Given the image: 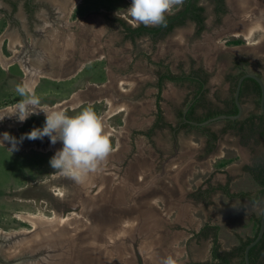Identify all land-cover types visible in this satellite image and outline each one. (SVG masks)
<instances>
[{
	"label": "rangeland",
	"instance_id": "obj_1",
	"mask_svg": "<svg viewBox=\"0 0 264 264\" xmlns=\"http://www.w3.org/2000/svg\"><path fill=\"white\" fill-rule=\"evenodd\" d=\"M131 2L84 0L75 13L63 17L69 22V30L41 35L37 33L34 35L35 41L31 43L46 44L45 40H51L54 36L60 44H76L74 47L77 49L79 44H111L113 47H117L116 44H136V54L139 52L140 55L138 62L129 67L132 59L129 57L123 66L124 70L133 68L131 73L134 78L122 86L135 91L130 93L128 90L130 99L127 102H138H134L135 111L129 106L120 114L115 113L121 106L128 105L112 106L109 98L107 103L100 104L95 99L98 96L89 94L101 90V85L108 84L110 75L123 70L117 64V58L111 56V62L91 58L87 60L88 63L82 61L76 66L68 58L65 61L67 64H64L66 73L41 77L32 85L22 63L8 68L10 56L21 48V44H26L23 37L31 35V31L26 25L21 34L16 33L19 29H12L11 35H7L11 40L3 42L6 22L0 20V109L16 105L21 99L15 91L16 86L27 84L41 98L42 104L52 107L55 103H61L62 110L70 116L78 114L85 107L93 108L105 121V131L109 133L116 149L98 172L90 174L83 184H77L51 167L50 159L56 151L43 153L29 148L12 151L0 147V245L3 254L5 242L1 235L30 230L35 225L34 220L54 222L69 231L83 227L95 211H90V208L87 210L84 200L102 194L107 186L110 191L114 187L124 186L122 194L127 200L136 192L132 199L151 207L158 221L155 233L137 240L132 246V256L130 253L124 255L132 259L116 258V264H139V257L142 264H162L169 255L176 258L178 264L209 260L212 238L202 239L194 235L206 223L219 226V240L223 249L235 246L238 235L245 238L254 234L255 218L261 215V205L248 199L229 197L221 190H213L208 194L203 192L208 191L211 185L226 183L230 184L232 192H257L259 185L244 170V166L252 164L264 152L262 143L256 144L252 139L243 140L236 130L228 126L226 120H217L204 126L208 133L202 127L191 126L183 127L176 136L168 126L154 130L152 136H148L146 130L150 120L152 127L156 117L158 75L167 69L177 75L191 72L192 67L203 65L202 56L206 54L209 64L205 68L211 73L210 86L216 89V95L224 97L230 95L224 74L234 58L252 56V63L247 69L260 73L264 79V0H228L229 12L222 24L217 22L213 4L209 0H201L206 7L208 25L199 38L195 37V25L188 23L164 37H142L135 43L124 41L120 26L112 21L118 16L127 15ZM21 12L23 14L16 18L27 24L26 14ZM106 12L110 14L111 22L104 17L103 13ZM240 19L245 22L243 27L235 26L234 22ZM252 25L256 28L255 32L250 39H246L245 34ZM234 40H240V45H234ZM201 42L207 43V47L199 44ZM210 42L217 44L218 51L208 49ZM79 52L76 50V58ZM148 53H151V63L148 62ZM149 80L151 114L146 113L144 119L143 98L136 94L141 93L143 84ZM194 92V84L188 82L164 83L161 105L168 123L177 125L180 122V113L185 111ZM219 101L212 99L216 107L221 106ZM244 107L245 112H248L254 108V102L247 99ZM123 117L134 119L133 124V120H127V126L139 121L141 130L134 133L136 143L134 141L131 144L130 128H126L121 120ZM45 120L42 116L33 115L26 120V127L21 130L30 132L36 128V123L44 125ZM210 133L218 135L214 148H210L208 143ZM127 178L131 183L127 182ZM120 216L119 224L123 228L137 221V213ZM10 252L15 255L9 259L6 253L4 258L13 261L20 255L21 246H15Z\"/></svg>",
	"mask_w": 264,
	"mask_h": 264
},
{
	"label": "flooded vegetation",
	"instance_id": "obj_2",
	"mask_svg": "<svg viewBox=\"0 0 264 264\" xmlns=\"http://www.w3.org/2000/svg\"><path fill=\"white\" fill-rule=\"evenodd\" d=\"M82 1L84 0H0V16L3 17V19H5V22H6L5 27L8 29H13V30L19 29L24 32V29H25L24 25H26L28 26L30 31L34 33V35H36L37 33L41 35V34H44L45 32L47 33L60 32V31L63 32V31L69 30L68 25H67V23L69 22L65 21L63 17L71 16L73 13H75L78 5L81 4ZM225 1H226V6H227V12L224 15H222L221 18H218L214 10L216 19H218L217 22L221 24L223 23L224 18H226L229 12L228 0H225ZM213 9H214V6H213ZM21 11H23L26 14L27 24L22 23L21 19L16 18L17 16L23 14ZM103 15L105 18H107V21L111 22V20L109 19L110 18L109 13L106 12V13H103ZM121 17L122 16H118L117 18H120L123 22L127 24V26L133 27V25L129 24L127 20L122 19ZM114 23L120 26L123 32L122 38L124 39V41L128 40V41H131L132 43L136 42V41L133 42L130 38H126L127 31L125 30L122 24H120L119 22H114ZM188 23H193L195 25V28H196L195 37L199 38L207 29L208 18L206 16V19H205L206 29L200 35H197L196 33L197 24L192 20L188 21L186 25H188ZM140 25L141 24H138L135 27H138ZM147 36L151 38V35H147V34L139 38L147 37ZM45 42L46 44H42V43L41 44H21V48L16 50L13 56H10L11 58L8 60V68L10 69L11 66L22 63L23 68H24L23 70H25V75H27V77L30 79L31 84L35 85L33 83H35V81L37 80H40L39 78L41 77H48L50 75L59 76L61 75V73H66L65 71H67V69L64 68V64H65V61L69 59H71L72 65L76 66L79 62H82V61H83L82 63L84 62L88 63L87 60L88 59L90 60L91 58L95 60H99V61L106 59V61L111 62L110 58L111 56H113L117 58V62H119L117 64H119V67L123 69V66L125 65V63L129 61V57L132 58L131 63L128 64L129 67L130 65L135 64V62H138L139 57H140L139 52L136 54V48H135L136 44H116L117 47L115 46L113 47V45L111 44H79L78 45L79 49H77L76 47H74L76 46V44H60L59 39L54 36H53V39L48 40V41L45 40ZM199 44H204L207 47V43L205 44L201 42ZM234 45L237 46L240 44H234ZM208 46H209L208 48L209 50L214 48L216 51H218L217 44H213V42L211 44L210 42ZM125 47L128 51L125 49ZM76 50L80 51L78 58L75 57ZM204 55L205 56H202L204 60L203 65L198 66V67L194 66L190 70L192 71L193 69H196L199 71L200 69H203L206 73H208V79H207L206 85L203 90L204 94H202L203 95L202 98L204 99V101L202 102L204 103L197 107V111L203 110L207 106L208 107L214 106V103L212 102L213 98L220 99L219 102L221 106L218 104L219 107L228 111L232 104L230 103V101L235 98V91H236V88L233 89L234 85H233L232 78L240 72L244 73L242 76H244L247 73H253L247 69L249 64L252 63L253 57L251 56V58L250 57L247 58L244 56V57L234 58L231 66L227 68V70L225 71L226 74H224L225 81L228 85V88H227L228 94H230L229 96L224 97V96H220V94L216 95L215 94L216 89L210 86L211 73L210 71L206 70V68L208 67L209 61L206 58L207 57L206 54ZM148 62L151 63V53H148ZM61 63H63V65H61ZM129 67L127 68V70L123 69L121 71H118V73H113L112 76L110 75L108 84L101 85V90H98L99 93L98 91L89 93V94H95L96 96H98V97H95V99H96V102H99L100 104L102 102L107 103V100L109 98L111 100L112 106L113 105L115 106L117 104L128 105V106H121L120 109H118L117 113L115 114H120L121 112L126 111L129 106L130 107L132 106V109L134 111L136 110L134 102H138L137 100L132 101V103L127 102V100L130 99V97L128 96V92L130 91V93H135V91L132 89L130 90L126 89L125 87L122 86L123 84H129L128 81L132 80L131 78H134L131 73L133 68H129ZM234 71H237V72H234ZM189 73L190 72L188 73L185 72L183 74H189ZM254 74H257L263 79L260 73L257 72ZM178 75H181V74H178ZM149 82L150 80L147 81L145 84H143L141 93L136 94L137 97L141 96L143 98L142 109L145 112V114L143 115L144 119H146L145 117L146 113L151 114V101H150L151 100V87H150ZM166 82L168 81H165L164 83ZM163 89H164V85H163ZM223 92H225V90H223ZM100 94L102 95L101 97H99ZM157 94H156V100H157ZM161 95L163 99V90H162ZM146 97L148 98L146 99ZM240 97H241V103L243 104V109H244L243 114L246 113L247 115L250 113L259 112L261 110L259 106L257 105L256 101L254 100L255 93L252 87L248 88V90L245 91L242 96L240 95ZM247 99H250L252 102H254V108H252V110L248 112L246 110L245 112L244 105L246 104ZM193 100H194V96L190 102H192ZM161 101H160V106L162 108ZM61 105H62L61 103H55L52 107L51 106L47 107L44 104H42V106L47 107L49 109H53V110H62ZM156 105H157V102H156ZM14 107L15 105L14 106L12 105V106H7L4 109H0V115L5 114L4 110L12 109ZM188 108L189 106L186 107V109ZM162 111H163V116L165 117L163 108H162ZM35 116L36 117L42 116L44 117V119H46V115L43 112ZM150 117L151 116L149 115V118ZM132 118H135V116H132ZM121 120L125 123L126 128L128 129L130 128L128 133H129L130 140L132 142L131 144H133L134 141L136 143L134 133H137V131L141 130V128L139 127V123H138L139 121L135 123L134 125H132L134 123V119H131L130 117L129 118L123 117ZM127 120L128 121L133 120L131 122L132 124L130 123V125L127 126L128 125L126 123ZM156 120H157V112H156V117H155L152 127H151V120H150V126L148 130H146V132H148L147 134L148 136L151 135V128H154V124ZM165 121L167 122L166 117H165ZM25 123L26 121L19 122L15 116L6 115L3 120H0V138H2L5 132H8L12 136L16 137L17 141H19L20 137H22L25 133L29 132L27 131V129H25L24 131H22L23 129L21 130V128L26 127ZM36 124H37L36 128H42L44 126V125H40L39 123H36ZM165 126H168L174 132L175 136L178 134V131L180 129H182L183 127H187L181 115H180V122L177 125L168 123V125H165ZM158 128H161V127H155L153 130H156ZM0 147L11 150L12 144L9 141H5L4 144L0 143ZM52 147L62 148L63 144L62 142L58 141L55 145H52L50 142V138L46 136L43 138V140L24 139L21 143H18L17 148L15 150H19V151L24 150L22 148H27L26 150H28L29 148V149H33V150L35 149V150L41 151L43 153H48L50 151L52 152L56 151ZM127 182L131 183V180L127 178ZM1 248H2V245H0V264H21V261H22L21 259H14L13 261L6 260L4 258L5 257L4 254L1 251ZM138 263L142 264L140 257H139Z\"/></svg>",
	"mask_w": 264,
	"mask_h": 264
},
{
	"label": "water",
	"instance_id": "obj_3",
	"mask_svg": "<svg viewBox=\"0 0 264 264\" xmlns=\"http://www.w3.org/2000/svg\"><path fill=\"white\" fill-rule=\"evenodd\" d=\"M246 78H253L259 83L260 108L264 113V80L257 74L247 73L239 79L236 87L234 98L238 107L236 114H220L205 121L190 120L186 117V121L195 126H206L217 120L241 118L244 109L240 95ZM124 188L118 186L110 191V187L107 186L102 194L85 199L84 206L88 207L87 210L90 208V211H95L91 214L90 221L79 229L69 231L57 223L37 219L34 220L35 225L30 230L3 233L1 237L5 242V254L7 253L8 258L11 259L15 255L14 252H10L12 248L21 246V253L16 258L22 260L21 264H116V258L130 261L132 258L124 255L130 253L132 256L134 254L132 246L137 240H143L154 234L158 221L151 207L132 199L136 192H133L128 198L130 200H127L122 194ZM124 213H137V221L123 228L119 222L120 214ZM263 235L264 211L257 237L246 246V264H251L250 250Z\"/></svg>",
	"mask_w": 264,
	"mask_h": 264
},
{
	"label": "trees",
	"instance_id": "obj_4",
	"mask_svg": "<svg viewBox=\"0 0 264 264\" xmlns=\"http://www.w3.org/2000/svg\"><path fill=\"white\" fill-rule=\"evenodd\" d=\"M213 6L214 10L218 16L221 18L227 12V6L225 0H209ZM206 7L202 4L201 0H184V4L179 8L174 14H167L166 21L167 26H144L141 24L138 27L127 26L120 18L113 19L114 22H119L122 24L127 31L126 38H130L133 42L137 38L143 35H151L152 39H157L159 37H164L173 33L177 28L183 27L188 21L192 20L197 24V35H200L205 29V19H206ZM234 44H240V40H234ZM243 72L236 74L233 78V85L236 88L239 79L243 75ZM208 79V73L203 69L199 71L193 69L189 74L176 75L172 73L169 69L165 72L159 74L158 79V94H157V120L154 124L155 127H163L168 125L163 116V111L160 106V101L162 100V90L165 81H172L175 83H191L195 86L194 100L189 102L187 105L189 109L186 113L182 112L181 116L185 121V125L191 127H197L189 124L186 121V117L190 120L195 121H205L211 117L218 116L220 114H236L238 112V107L235 100L230 101L231 107L228 111L216 106H207L204 108L206 112L203 114L197 113V107L203 104L204 99L202 98L204 94L203 90ZM253 88L255 93L254 100L260 108V98H261V87L259 83L253 78H246L243 82L241 96L248 88ZM261 109V108H260ZM228 125L233 130H236L241 135L243 140H254L256 144L262 143L264 146V113L260 110L259 112L250 113L236 120L226 119ZM151 128V136L153 134V129ZM204 128V127H202ZM210 148L215 147L218 135L216 133H210ZM244 170L252 175L256 183L259 185L257 192L252 193L250 191H239L232 192L229 183L221 184L218 186H212L203 192V194H208L213 190H221L229 197H238L240 199H248L254 204L261 205L262 212L259 217L255 218V231L252 236H247L245 238L238 235V243L230 249H223L222 244L219 240V226L206 223L203 227L194 232V235L198 238L209 239L212 238L213 244L211 249V258L202 262H195L194 264H246L245 262V249L246 246L252 242L258 235L261 223L262 213L264 211V152L262 155H258L257 158L252 162V164H247L244 166ZM250 262L251 264H264V235L262 239L250 250Z\"/></svg>",
	"mask_w": 264,
	"mask_h": 264
},
{
	"label": "clouds",
	"instance_id": "obj_5",
	"mask_svg": "<svg viewBox=\"0 0 264 264\" xmlns=\"http://www.w3.org/2000/svg\"><path fill=\"white\" fill-rule=\"evenodd\" d=\"M184 0H132L127 8V15L121 17L133 27L138 24L144 26H167L166 15L174 14V9L182 7ZM131 18V19H129ZM16 93L21 97L12 109L4 110L0 120L5 116H15L19 122L26 121L32 115L43 112L46 120L42 128H33L17 138L5 132L0 143L9 141L11 150L17 148L24 139L43 140L49 137L52 145L58 141L63 147L56 151L50 159V165L61 175L77 184H83L89 175L100 170L103 163L116 150L110 136L106 133V123L91 107H85L76 115H68L63 110H53L42 106L41 98L27 84H18ZM255 203V201H253ZM162 264H178L172 255L163 259Z\"/></svg>",
	"mask_w": 264,
	"mask_h": 264
},
{
	"label": "crops",
	"instance_id": "obj_6",
	"mask_svg": "<svg viewBox=\"0 0 264 264\" xmlns=\"http://www.w3.org/2000/svg\"><path fill=\"white\" fill-rule=\"evenodd\" d=\"M0 20H3V21L5 22V19H3V17H1V16H0ZM10 32H12V29H8V28L4 27V29H3V35H4V36H3V39H4V41H3V42H6L7 39L11 40V38L7 36V35H11ZM21 32H22V31L20 30L19 32H16V33H20V34H21ZM14 33H15V32H14ZM30 34H31L32 36H31V35H28V36H26V37H25V36L23 37V38H24V41L26 42V44H29V43L31 44L32 42L35 41V39H34V33H33V32H30ZM14 36H15V35H14ZM20 36H21V35H20ZM21 37H22V36H21ZM29 38H30V40H29ZM33 40H34V41H33ZM187 106H188V105H187ZM187 106H186V107H187ZM188 109H189V108H188ZM188 109H185L184 113L187 112ZM204 112H206V109H205V110L203 109V110H199V111H197L198 114H203ZM180 115H181V114H180ZM244 116H245V115H244ZM244 116H243V117H244ZM228 126H229V125H228ZM199 127H204V126H199ZM205 128H206V127H204L203 130H204L206 133H208V131H206L207 129L205 130ZM231 129H232V128H231ZM208 141L210 142V140H208Z\"/></svg>",
	"mask_w": 264,
	"mask_h": 264
},
{
	"label": "bare ground",
	"instance_id": "obj_7",
	"mask_svg": "<svg viewBox=\"0 0 264 264\" xmlns=\"http://www.w3.org/2000/svg\"><path fill=\"white\" fill-rule=\"evenodd\" d=\"M244 12V11H243ZM238 18V17H237ZM231 23V22H230ZM229 23V24H230ZM245 24V22H244V20H241V21H236V22H234V25L235 26H238V27H243V25ZM246 24H247V21H246ZM256 26H258V25H256ZM247 28V27H246ZM254 29H256V28H254V26L252 25V26H250L249 27V30L246 32V34H245V38L246 39H250L251 37H252V35L254 34V32H255V30ZM109 134V133H108ZM53 148V147H52ZM54 150H59V149H61V148H58V147H55V148H53ZM132 191V190H131ZM145 214H146V212H145ZM34 217V216H33ZM36 217V216H35Z\"/></svg>",
	"mask_w": 264,
	"mask_h": 264
}]
</instances>
